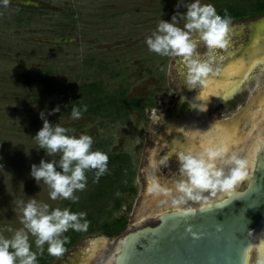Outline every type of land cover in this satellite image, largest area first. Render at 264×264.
<instances>
[{
	"label": "rangeland",
	"instance_id": "obj_1",
	"mask_svg": "<svg viewBox=\"0 0 264 264\" xmlns=\"http://www.w3.org/2000/svg\"><path fill=\"white\" fill-rule=\"evenodd\" d=\"M254 1L201 3L216 10L234 5L247 10ZM175 4L176 0L0 3V235L10 237L9 228L14 231L23 227L21 202L29 199L48 203L50 210L68 207L85 212L95 224L125 219L119 233L110 237L100 230L86 234L61 255H51L49 263L96 264L100 255L108 252L109 244L130 225L153 216L158 212L152 211L162 201L180 195L176 191V184L183 179L179 154L209 146L203 138L206 130L202 120L205 127L234 132L227 155H249L244 179L249 177L253 155L264 150V14L229 21L228 43L223 49L209 53L199 46L197 58L213 57L212 71L197 88H189L183 60L156 54L145 43L160 19L168 20L175 11L185 10L175 9ZM183 24L184 20L178 18V26ZM260 52L263 54L240 73L245 62ZM229 82L235 85L229 88ZM91 83L98 84L101 95L144 97L142 108L118 117L83 112L79 119H70L71 108L83 104V99L77 100L79 94L85 93ZM205 99L199 128L192 131L184 125L187 122H179L181 102L191 100L195 105ZM56 105L60 111L47 115ZM42 110L50 122L69 127L77 135H91L93 149L123 158L121 174L111 175L115 183L109 193L94 196V171L86 174V187L74 193L79 197L76 201L52 200L48 186L34 181L29 174L32 163L42 157L59 158L58 153L48 157L33 137L42 126L38 115ZM209 138L217 143L216 135ZM165 158L166 164H159ZM245 184L239 183L238 190ZM157 186L168 189L171 195L155 191ZM116 199L121 200L118 208ZM173 207L168 204L164 210ZM34 239L29 236L33 251ZM44 249L47 251V244Z\"/></svg>",
	"mask_w": 264,
	"mask_h": 264
},
{
	"label": "clouds",
	"instance_id": "obj_2",
	"mask_svg": "<svg viewBox=\"0 0 264 264\" xmlns=\"http://www.w3.org/2000/svg\"><path fill=\"white\" fill-rule=\"evenodd\" d=\"M0 3L6 5L8 0H0ZM174 8L185 10L175 11L168 20L160 19L155 29L145 37V43L156 54L181 58L186 67L185 84L189 88H197L212 71L213 60L211 55L206 60L197 58V49L203 45L212 53L225 48L229 18L218 15L212 5L202 4L201 0H176ZM178 18L184 20L183 27L178 26ZM59 111L60 106L56 105L47 115ZM84 111H87L86 104L73 106L70 119H79ZM38 115L42 126L33 137L48 157L58 153L59 158L42 157L38 163L30 165L29 174L37 184L43 182L48 186L50 199L76 201L79 197L74 193L86 187V172L94 170V179L98 180L107 171L108 154L92 148L93 138L88 133L77 135L69 127L50 122L43 110ZM178 159L183 179L176 184L180 195L173 200L174 204L189 201L210 204L220 194H231L234 186L247 174L248 161L236 154L227 155L223 146L187 150L180 153ZM159 164H166V158ZM154 190L165 196L171 195L168 189L158 186ZM21 203L23 227L14 231L9 228L8 231L12 232L10 237L0 235V264H38L37 255L45 251V244L50 255L59 256L64 252L66 239H62L61 234L70 228L81 231L88 226V221L83 219L85 212L71 211L68 207L50 210L48 203L35 199ZM30 235L35 238V251L32 250Z\"/></svg>",
	"mask_w": 264,
	"mask_h": 264
},
{
	"label": "water",
	"instance_id": "obj_3",
	"mask_svg": "<svg viewBox=\"0 0 264 264\" xmlns=\"http://www.w3.org/2000/svg\"><path fill=\"white\" fill-rule=\"evenodd\" d=\"M189 102H182L178 114L188 115ZM173 200L162 201L153 216L138 219L139 214L102 259L110 257L111 264H245L264 228V153L256 156L250 176L231 194H220L207 205ZM168 204L174 207L164 210ZM251 264H264L263 254H256Z\"/></svg>",
	"mask_w": 264,
	"mask_h": 264
},
{
	"label": "trees",
	"instance_id": "obj_4",
	"mask_svg": "<svg viewBox=\"0 0 264 264\" xmlns=\"http://www.w3.org/2000/svg\"><path fill=\"white\" fill-rule=\"evenodd\" d=\"M216 12L222 17L229 18V21L237 20L243 17H256L260 14H264V0H255L251 5H249V8L247 10L234 5L217 9ZM98 89V84L91 83L85 88V93L79 94V98L77 100H84L83 104L81 105H87V111H84L87 114H97L103 116L112 115L116 117L124 116L125 114H128V111L130 110H140L142 108L141 103L143 102V100H145L144 97H129L123 95L122 93H102L101 95L99 94L100 89ZM122 159L123 158L117 154L108 156L107 171L103 175H101L98 180L96 179L97 181L95 180L97 186L94 192V196L96 198L105 196L106 193H109L111 191L112 185L115 183V180L111 175L119 176V174H121V163H123ZM111 168L115 169L111 171ZM89 171L86 172V174L89 173ZM72 206H74V203H72ZM120 206L121 200L116 199L115 208H118ZM84 219L88 221V226L85 230L76 231L71 229L62 237V239L66 238L64 239V250L73 246L76 241L82 236L91 234L94 231L100 230L104 235L108 237L113 236L119 233L126 223L125 219H114L111 221H101L100 224H95V221L90 217H85ZM50 260L51 255L47 251H44L43 253H39L37 255L38 264H49Z\"/></svg>",
	"mask_w": 264,
	"mask_h": 264
},
{
	"label": "bare ground",
	"instance_id": "obj_5",
	"mask_svg": "<svg viewBox=\"0 0 264 264\" xmlns=\"http://www.w3.org/2000/svg\"><path fill=\"white\" fill-rule=\"evenodd\" d=\"M261 49H262V51H264V45H263V47H261ZM261 54H263L262 52H260L259 54H257L255 57H254V55L252 56V58L251 59H248L246 62H245V64L242 66V68H241V71H240V73L241 72H243L244 71V69H245V67L248 65V64H250L251 62H252V60L255 58H259V56L261 55ZM230 83V82H229ZM233 85H235L234 83H230V84H228V86H229V88H232V86ZM205 101H207V99H205L204 101H202V102H199V103H197V104H195V105H191V103L189 102V104H190V109H189V111H191L190 113H188V115L187 116H181V115H179L178 116V120H179V122L181 121V122H187V123H184V125H186L188 128H190L192 131H194V130H196L197 128H199V124H200V117L199 116H201L202 115V112H203V107L205 106ZM196 105H198V107L196 106ZM197 107V108H196ZM260 107V106H259ZM197 110H200L199 112H197ZM259 111V110H258ZM260 112H263L262 111V109L260 110ZM261 115V114H260ZM202 117V116H201ZM199 122V123H198ZM202 128L204 129V130H206V133H204V135H203V138H204V140L209 144V146H223V147H227L228 145H230V142H231V139L233 138V134H234V132H232V131H230V130H228V131H226V130H224L222 127L220 128V129H216V130H214V129H212L213 128V126L211 125V126H209V127H205L204 126V123H203V120H202ZM215 133H214V132ZM201 132H202V130H201ZM216 135L217 136V138L215 139L216 141H217V143H213V142H210L211 140H210V138H209V136L210 135ZM210 140V141H209ZM214 140V141H215ZM264 153V150H259V151H257L254 155H253V160H252V168H253V165H254V162H255V159H256V156L259 154V153ZM249 155H247V156H245V158L244 159H246V160H248L249 158ZM252 168H251V170H250V174H251V172H252ZM250 176V175H249ZM177 196V195H176ZM258 236H259V238H260V241H259V243L257 244V246L256 247H254L253 246V249L252 248H250V250L248 251V254H247V258H246V263L245 264H251L252 263V261H253V258H254V256H256V254L257 255H259V254H263V256H264V228L259 232V234H258ZM102 256V255H101ZM99 257L102 261H101V263H103V264H111V258L110 257H107V258H105V259H102V257Z\"/></svg>",
	"mask_w": 264,
	"mask_h": 264
},
{
	"label": "flooded vegetation",
	"instance_id": "obj_6",
	"mask_svg": "<svg viewBox=\"0 0 264 264\" xmlns=\"http://www.w3.org/2000/svg\"><path fill=\"white\" fill-rule=\"evenodd\" d=\"M181 104H182V102H181ZM203 123H204V120H203ZM205 124V123H204ZM101 259L99 258L98 260H97V263L96 264H103V263H101Z\"/></svg>",
	"mask_w": 264,
	"mask_h": 264
}]
</instances>
